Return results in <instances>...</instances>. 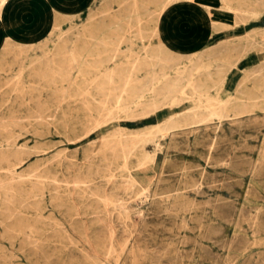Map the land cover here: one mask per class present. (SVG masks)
I'll return each instance as SVG.
<instances>
[{"label": "rangeland", "instance_id": "1", "mask_svg": "<svg viewBox=\"0 0 264 264\" xmlns=\"http://www.w3.org/2000/svg\"><path fill=\"white\" fill-rule=\"evenodd\" d=\"M156 2L9 0L0 13V264H264V0L177 1L159 17ZM70 52L82 62L69 67ZM132 63L142 103L116 102V77L102 90L89 80L94 65Z\"/></svg>", "mask_w": 264, "mask_h": 264}, {"label": "bare ground", "instance_id": "2", "mask_svg": "<svg viewBox=\"0 0 264 264\" xmlns=\"http://www.w3.org/2000/svg\"><path fill=\"white\" fill-rule=\"evenodd\" d=\"M180 2V3H189V2H191L192 0H157V2L155 3V6H156V9H154L153 11H158L157 12V17H159L160 16V14L161 13H163L165 10H166V7L168 6V5H170V4H174V3H176V2ZM221 3H223V4H225V0H219ZM262 1V0H261ZM9 2V0H0V13L2 12V10L4 9V7L7 5V3ZM126 2H128V1H126ZM125 2V3H126ZM134 2H135V0H134ZM260 2V1H259ZM134 5V4H133ZM142 5V4H141ZM201 5H202V7L203 8H205V10H207V12L210 14L211 13V10H212V7H215L214 6V4L211 2V3H209V2H205V3H201ZM119 6H121V5H119ZM145 6V5H144ZM259 7V6H258ZM145 8V7H144ZM252 8V7H251ZM143 9V8H142ZM253 10H254V8H252ZM262 9V8H261ZM264 9V8H263ZM52 10V9H51ZM89 10V9H88ZM135 10V9H134ZM136 11V10H135ZM105 13V12H104ZM136 13V12H135ZM152 13V12H151ZM150 13V14H151ZM107 14V13H106ZM110 14V13H109ZM108 14V15H109ZM100 15H102V14H100ZM130 15H131V13H130ZM239 15H241V14H239ZM137 17V16H136ZM242 17V16H241ZM131 19V18H130ZM136 19V18H135ZM86 20V19H85ZM119 20V19H118ZM129 20V19H128ZM140 19H139V17H138V21H139ZM91 21V20H90ZM102 21H104V20H102ZM116 21V20H115ZM136 21V20H135ZM100 22V21H99ZM142 22V21H141ZM99 24V23H98ZM211 24V23H210ZM126 25V24H125ZM137 25H138V23H137ZM93 26V25H92ZM74 28V27H73ZM85 28V27H84ZM122 28V27H121ZM129 28V27H128ZM78 29V28H77ZM130 29V28H129ZM78 31V30H77ZM113 31V30H112ZM134 31V30H133ZM153 31V30H152ZM80 33V32H79ZM115 33V32H114ZM142 33H143V31H142ZM144 34V33H143ZM65 35V34H64ZM66 35H68V34H66ZM90 35V34H89ZM98 35V34H97ZM137 35H138V31H137ZM71 36V35H70ZM76 36V35H75ZM78 36V35H77ZM123 36V35H122ZM122 36L120 35L118 38H117V40H116V42H115V45H117L119 42H120V40H121V38H122ZM149 36V35H148ZM61 37V36H60ZM91 37V36H90ZM116 37V36H115ZM52 38V37H51ZM82 38H85V37H83L82 36ZM100 38H102V37H100ZM129 38V37H128ZM161 38H162V36H161V33L160 32H158L157 33V39H156V42L158 43V48H161V42H162V40H161ZM237 38V37H236ZM53 39V38H52ZM61 39V38H60ZM63 39V38H62ZM86 39V38H85ZM123 39V38H122ZM130 39V38H129ZM147 39H149V38H147ZM45 40V39H44ZM58 40V39H57ZM93 39H91L90 41H92ZM126 40V39H125ZM46 41V40H45ZM67 41V40H66ZM94 41V40H93ZM92 41V42H93ZM108 41H109V39H108ZM248 42H249V40H247ZM251 41V40H250ZM31 42V41H30ZM64 42V41H63ZM75 42V41H74ZM95 42H97V41H95ZM122 42V41H121ZM223 42V41H222ZM252 42V41H251ZM104 43V42H103ZM254 43V42H253ZM252 43V44H253ZM261 43V42H260ZM64 44H65V42H64ZM83 44V43H82ZM142 44V43H141ZM221 44V43H220ZM227 44V43H226ZM234 43L232 42V44L231 45H233ZM238 44V43H237ZM236 44V45H237ZM246 44V43H245ZM250 44V43H249ZM256 44V43H255ZM263 44V43H262ZM73 45V44H72ZM104 45H106V44H104ZM130 45V44H129ZM218 45V44H217ZM228 45V44H227ZM74 46V45H73ZM96 46V45H95ZM111 46V45H110ZM109 46V47H110ZM131 46V45H130ZM221 46V45H220ZM223 46V45H222ZM240 47H241V45H239ZM261 46V45H260ZM109 47L107 48V49H109ZM151 47V46H150ZM224 47V46H223ZM228 47H230V44H229V46ZM252 47V46H251ZM63 48V47H62ZM66 48V47H65ZM127 48V47H126ZM156 48V47H155ZM237 48H239V47H237ZM242 48V47H241ZM260 48V47H259ZM258 48V49H259ZM68 49V48H67ZM93 49H95V48H93ZM66 50V49H65ZM97 50V49H96ZM99 50V49H98ZM112 50H113V52L109 55V57H108V60H110V61H115V56H116V47H114V48H112ZM221 50V49H220ZM225 50V49H224ZM240 50V49H239ZM250 50H251V48H250ZM118 51V50H117ZM218 51V50H217ZM245 51V50H244ZM47 52H49V51H47ZM110 52V51H109ZM124 52V51H123ZM147 52V54H146V56H149L150 57V55H151V53H149L148 51H146ZM50 53V52H49ZM133 53V52H132ZM135 54H137V52H135ZM46 55V54H45ZM102 55V54H101ZM106 55H107V53H106ZM62 56V55H61ZM60 56V57H61ZM66 56H68V55H65V57ZM187 56V55H186ZM209 56H211V55H209ZM226 56V55H225ZM27 57V56H26ZM56 57V56H55ZM59 57V58H60ZM137 57V56H136ZM154 57V56H153ZM162 57V56H161ZM212 57V56H211ZM42 58V57H41ZM44 58V57H43ZM62 58V57H61ZM69 58V59H68ZM66 57V59H68L67 61H69V67H71V66H73V65H78V64H80V62H82L81 60H78V58L76 57V54L75 53H73V52H70V55H69V57ZM146 58V57H145ZM144 58V59H145ZM148 58V57H147ZM146 58V59H147ZM156 58V57H155ZM181 58V57H180ZM179 58V59H180ZM17 59H18V57H17ZM51 59V58H50ZM56 59H57V57H56ZM84 59V58H83ZM97 59V58H96ZM134 59H136V58H134ZM145 59V61H142V60H138L137 59V61H139V64L140 65H142V64H147V63H152V61H147ZM150 59V58H149ZM166 59V58H165ZM15 60V59H14ZM41 60H43V59H41ZM44 60H46V59H44ZM52 60V59H51ZM201 60V59H200ZM236 60V59H235ZM25 61V60H24ZM29 61V60H28ZM99 61H100V59H99ZM131 61H134V60H131ZM136 61V60H135ZM233 61V60H232ZM41 62H43L42 64L43 65H45L44 64V61H41ZM97 62V61H96ZM109 62V61H108ZM126 62H128V61H126ZM248 62V61H247ZM23 63V62H22ZM49 63V62H48ZM51 64V63H50ZM61 64V63H60ZM260 64V63H259ZM264 64V63H263ZM21 65V64H20ZM42 65V66H43ZM52 65H53V62H52ZM59 65V64H58ZM65 65H67V64H65ZM67 65V66H68ZM99 65V64H98ZM116 65V64H115ZM139 65V66H140ZM191 65V64H190ZM217 65V64H216ZM31 66V65H30ZM29 66V67H30ZM63 65L61 64V67H62ZM66 66V67H67ZM95 67V71H94V73L92 74V76L90 77V82H94V81H96L97 79H100V80H97L98 82H97V85H96V87L99 89V90H102V89H104V85H105V83H111L112 84V82H114V77H116V79L118 80V81H120L119 83H120V86L119 87H117V88H119V94H116L117 95V98H116V102L118 101L119 102V99H120V97H123L122 95L124 94L125 96H127L128 98H131V100L134 102V103H137V104H139V103H142L141 102V100H140V98H142L143 97V95H142V92L145 90V89H142L143 88V86H144V84L142 85V86H138L137 84H136V82L137 81H140V79L138 80V78H137V75H136V70L137 69H139V66H138V64L136 65V63H132L131 65H129L130 66V68H128V70H125V69H119V67H117V66H112L111 68H109V67H106V68H98L96 65H94ZM126 66V65H125ZM146 65H144V67H145ZM261 66V65H260ZM18 67V66H17ZM28 67V68H29ZM48 67V66H47ZM65 67V66H64ZM68 67V68H69ZM74 67V66H73ZM102 67V66H101ZM143 67V68H144ZM162 67V66H161ZM191 67V66H190ZM231 67V66H230ZM45 68V67H44ZM51 68V67H50ZM56 68H57V66H56ZM127 68V67H126ZM141 68V67H140ZM256 68V67H255ZM260 68V67H259ZM59 69V68H58ZM61 69V68H60ZM59 69V71H61ZM69 69H71V68H69ZM68 69V70H69ZM92 69V68H91ZM191 69V68H190ZM218 69V68H217ZM254 69V68H253ZM261 69V68H260ZM44 70V69H43ZM51 70V69H50ZM53 70V69H52ZM68 70L67 69H63L61 72H63V79H65L67 76H69V73H68ZM77 70L79 71V68L77 67ZM84 70V69H83ZM147 70V69H146ZM220 70V69H219ZM263 70V69H262ZM190 71V70H189ZM261 71V70H260ZM33 72V71H32ZM147 72V71H146ZM192 72V71H191ZM12 73V72H11ZM47 73V72H46ZM49 73H50V71H49ZM58 73V72H57ZM187 73V72H186ZM250 73V72H249ZM263 73V72H262ZM13 74V73H12ZM51 74H52V72H51ZM68 74V75H67ZM161 74V73H160ZM202 74V73H201ZM251 74V73H250ZM208 75V74H207ZM260 75H261V73H260ZM12 76V75H11ZM36 76V75H35ZM189 76H190V73H189ZM14 77V76H13ZM141 77V76H140ZM142 77H144V75L142 76ZM250 77V76H249ZM253 77V76H252ZM58 78V77H57ZM83 78V77H82ZM151 79H154V77L152 76V77H150ZM157 78V77H156ZM163 78H166V77H163ZM178 78L179 77H177V78H175V80H172V81H170V82H168L167 83V85H166V87H167V89H168V91L170 92V91H173V90H175V88L178 86ZM243 78V77H242ZM10 79V78H9ZM9 79H7V80H9ZM23 79V78H22ZM38 79V78H37ZM40 79V78H39ZM51 79V78H50ZM69 79V78H68ZM141 79H144V78H141ZM158 79V78H157ZM14 80V79H13ZM15 80H16V78H15ZM14 80V81H15ZM17 81V80H16ZM15 81V82H16ZM51 81V80H50ZM152 81V80H151ZM4 82H5V80H4ZM145 82V81H144ZM6 83H8V82H6ZM12 83V82H11ZM138 83V82H137ZM215 83V82H214ZM55 84V86H56V83H54ZM62 84V83H61ZM154 82H151V84H149L150 86H148V88L147 89H151V90H154L155 88H154ZM190 84H192V83H190ZM14 85V84H13ZM29 85H31V84H29ZM141 85V84H140ZM193 85V84H192ZM54 86V87H55ZM71 86V85H70ZM93 86H95V85H93ZM163 86H164V84H163ZM190 86V85H189ZM196 86V85H195ZM252 86V85H251ZM19 87V86H18ZM22 86L20 85V88H21ZM63 86H61V88H62ZM193 87H194V85H193ZM192 86H191V88H193ZM115 88V87H114ZM181 88V87H180ZM41 89V88H40ZM55 89V88H54ZM92 89H94V87L92 88ZM159 89V88H158ZM182 89V88H181ZM195 89H197V88H195ZM14 90V89H13ZM52 90V89H51ZM118 90V89H117ZM180 90V89H179ZM26 91V90H25ZM53 91V90H52ZM56 91V90H55ZM58 91H59V88H58ZM57 91V92H58ZM81 91L82 92H85V94H89V87H87V85L86 86H84L83 88H81ZM160 91H161V89H160ZM160 91H158V93L160 92ZM167 91V90H166ZM193 91V90H192ZM263 91V90H262ZM24 92V91H23ZM45 92V91H44ZM62 92V91H61ZM60 92V93H61ZM115 92V91H114ZM15 93V92H14ZM19 93V92H18ZM17 93V94H18ZM26 93V92H25ZM161 93V92H160ZM24 94V93H23ZM27 94V93H26ZM62 94V93H61ZM78 94V93H77ZM79 94H80V92H79ZM109 94V93H108ZM153 94V97L149 100L148 99V101L146 102V104H145V106H147V105H154L155 104V98H156V95L155 94H157L155 91H154V93H152ZM63 95V94H62ZM66 95H68V94H66ZM160 95H162V94H160ZM261 95V94H260ZM20 96V95H19ZM27 96V95H26ZM108 96V95H107ZM59 97H61V96H59ZM19 99V98H18ZM197 99H198V97H197ZM93 100V99H92ZM121 100V99H120ZM126 100V99H125ZM233 100V99H232ZM36 102H37V100H35ZM122 101V100H121ZM120 101V102H121ZM175 101V100H174ZM242 101V100H241ZM120 102H119V104H120ZM79 103H81V104H83L82 102H79ZM122 103V102H121ZM213 103V102H212ZM247 103V102H246ZM130 105V104H129ZM203 105V104H202ZM220 105V104H219ZM246 105V104H245ZM38 106V105H37ZM103 106V105H102ZM115 106V105H114ZM116 106H118V105H116ZM243 106V105H242ZM104 107V106H103ZM103 107H102V109H103ZM108 107V106H107ZM135 107H136V105H135ZM149 107V106H148ZM151 107V106H150ZM39 108V107H38ZM54 108V107H53ZM84 108V107H83ZM124 107H122L121 109H123ZM141 108V107H140ZM145 109L147 108V107H144ZM196 108V107H195ZM198 109H199V107H197ZM115 109H117V107L115 108ZM154 109V108H153ZM86 110V109H85ZM118 110V109H117ZM125 110V109H124ZM123 110V111H124ZM147 110V109H146ZM195 110V109H194ZM197 110V109H196ZM33 111V110H32ZM100 111H101V109H100ZM128 111V110H127ZM152 111V110H151ZM240 111V110H239ZM247 111V110H246ZM34 112V111H33ZM107 112H109V111H107ZM113 112H115V110L113 111ZM126 112V111H125ZM219 112H220V110H219ZM110 113H112V112H110ZM116 113H117V111H116ZM124 113V112H123ZM130 113V112H129ZM139 113V112H138ZM138 113H137V115H138ZM222 114V113H221ZM226 114V113H225ZM77 115V114H76ZM113 115V114H112ZM132 115H134V117H135V113L134 114H132ZM136 115V116H137ZM100 116V115H99ZM118 116V115H117ZM222 116V115H221ZM31 117V116H30ZM59 117H61V116H59ZM64 117V116H63ZM129 117V116H128ZM131 117V116H130ZM133 117V116H132ZM92 118V117H91ZM100 118H102V116L100 117ZM107 118H109V117H106V118H104V119H107ZM127 118V117H126ZM195 118V117H194ZM194 118H193V120H194ZM112 119V118H111ZM131 119V118H130ZM216 119V118H215ZM37 121V120H36ZM39 121H41V120H39ZM64 121V120H63ZM97 121V120H96ZM100 121V120H99ZM105 121V120H104ZM196 121V120H195ZM103 122V121H102ZM102 122H100V123H102ZM12 123V122H11ZM157 123V122H156ZM191 123H194L193 121L191 122ZM237 123H239V122H237ZM95 124V123H94ZM99 124V123H98ZM219 124V123H218ZM17 125V124H16ZM63 125V124H62ZM97 125V124H96ZM96 125H93L94 127H96ZM263 125V124H262ZM21 126V125H20ZM65 126V125H64ZM3 128H4V126H2ZM53 127V126H52ZM218 127V126H217ZM235 127V126H234ZM19 128V127H18ZM66 128V127H65ZM5 129H7V128H5ZM11 129V128H10ZM120 129V128H119ZM118 129V130H119ZM122 129V128H121ZM204 129V128H203ZM19 130V129H18ZM162 129H161V126H158V125H156L155 126V129H149V130H147L146 132H144L143 133V137H139V136H135V137H131L130 139H127V138H123V137H120V138H117V140L115 141L116 143H115V145H114V147H113V151H112V154L113 155H115L116 157L117 156H121V157H123V159H124V157L126 156V154L128 153L129 154V150H132L131 149V146H134L133 144H134V142L137 140H139V141H141V142H143V141H147V140H152V138L154 137V135H155V132L156 131H158V132H160ZM164 130V129H163ZM264 130V129H263ZM27 131V130H26ZM25 131V132H26ZM62 131H63V129H62ZM124 131V130H123ZM165 131V130H164ZM42 132V131H41ZM64 132V131H63ZM86 132V131H85ZM113 132V131H112ZM116 132L118 133V131L116 130ZM259 132V131H258ZM28 133V132H27ZM65 133H67L66 131H65ZM87 133V132H86ZM16 134H18V133H16ZM114 134V133H113ZM120 134V133H119ZM122 134V133H121ZM124 134H126V133H124ZM263 134V133H262ZM38 135V134H37ZM193 135V134H192ZM191 135V136H192ZM15 136V135H14ZM131 136V135H130ZM113 137V136H112ZM115 138V137H114ZM155 138V137H154ZM11 139H13V138H11ZM202 140V139H201ZM200 140V141H201ZM10 141V140H9ZM208 141V140H207ZM213 141V140H212ZM34 142V141H33ZM185 142V141H184ZM150 143V142H149ZM100 144H101V142H100ZM103 145V144H102ZM7 146V145H6ZM152 146V145H151ZM92 147V146H91ZM105 147V146H104ZM135 147V146H134ZM7 148V147H6ZM21 148V147H20ZM179 148V147H178ZM11 149V148H10ZM152 149L154 150V148L152 147ZM1 150V149H0ZM100 150V149H99ZM98 150V151H99ZM135 150V149H134ZM159 150V149H158ZM259 150H260V148H259ZM97 152V151H96ZM131 152V151H130ZM226 152V151H225ZM144 155H147L148 156V154H149V151L148 152H146V151H143L142 152ZM163 154V153H162ZM56 155V154H55ZM62 155V154H61ZM94 155V154H93ZM59 156V155H58ZM56 157H57V155H56ZM113 157V156H112ZM128 157V156H127ZM228 157V156H227ZM7 158V155L6 154H4L3 152H1L0 153V159H6ZM59 158V157H58ZM63 158H65V156L63 157ZM150 158V157H149ZM60 159V158H59ZM68 159V158H67ZM145 159H147L146 157L144 158V160ZM222 159V158H221ZM230 159V158H229ZM257 159V158H256ZM51 160V159H50ZM105 160H106V158H105ZM137 160V159H136ZM151 160H152V158H151ZM148 161V160H147ZM211 161V160H210ZM229 161V160H228ZM7 162V161H6ZM19 162V161H18ZM22 162V161H21ZM145 162V161H144ZM149 162V161H148ZM8 164H9V162H7ZM25 163V162H24ZM106 163V162H105ZM123 163V162H122ZM258 163V162H257ZM111 164V163H110ZM144 163L142 162V164H141V166L143 165ZM259 164V163H258ZM125 165V164H124ZM123 165V166H124ZM262 165V164H261ZM260 165V166H261ZM15 166V165H14ZM123 166H121V167H123ZM257 166H259V165H257ZM125 168V167H124ZM240 168V167H239ZM119 169V168H118ZM15 170V169H14ZM107 170V169H106ZM10 171V170H9ZM251 171V170H250ZM6 172H8V171H6ZM103 173V172H102ZM129 173V172H128ZM180 173V172H179ZM254 173V172H253ZM32 174V173H31ZM10 175V174H9ZM179 175V174H178ZM6 176V175H5ZM37 176V175H36ZM97 176H99V175H97ZM189 176V175H188ZM29 177V176H28ZM100 177V176H99ZM131 177V176H130ZM10 178H12V176L10 177ZM9 178V179H10ZM21 178V177H20ZM47 178V177H46ZM191 178V177H190ZM113 179V178H112ZM192 179V178H191ZM15 180V179H14ZM17 180H19V179H17ZM106 180V179H105ZM132 180V179H131ZM129 181V179H125L124 181L126 182V184L128 185V184H131L130 182H132V181ZM190 180V179H189ZM12 181L13 180H11V181H9V182H11L10 184H12ZM121 181V180H120ZM153 181V180H152ZM193 181V180H192ZM15 182V181H14ZM33 182V181H32ZM36 183H38L37 181H35ZM51 182L52 183H54V180H51ZM108 182H110V181H108ZM107 182V183H108ZM156 182L158 183V181L156 180ZM187 182V181H186ZM201 182V181H200ZM7 183V182H6ZM34 183V182H33ZM106 183V184H107ZM156 183V184H157ZM192 183H194V181L192 182ZM205 183V182H204ZM3 185L5 184V182L4 183H2ZM41 185H43L42 183H40ZM184 184V183H183ZM187 184V183H186ZM56 185V184H55ZM154 186V185H153ZM10 187V186H9ZM55 187V186H54ZM77 187V186H76ZM108 187V186H107ZM183 187V186H182ZM187 187V186H186ZM189 187V186H188ZM132 188V187H131ZM195 188V187H194ZM193 188V189H194ZM191 189V188H190ZM255 189V188H254ZM43 190V189H42ZM172 190H174V189H172ZM182 190H183V188H182ZM195 190V189H194ZM6 192H7V194H8V191H10V190H5ZM32 191V190H31ZM105 191V190H104ZM103 191V192H104ZM123 191V190H122ZM246 191H247V189H246ZM253 191V190H252ZM47 192V191H46ZM111 192H113V191H111ZM168 192V191H167ZM32 193V192H31ZM199 193H200V191H199ZM6 194V193H5ZM105 194V193H104ZM118 194V193H117ZM136 193H134V195H135ZM192 194V193H191ZM201 195V194H200ZM205 195V194H204ZM43 196V195H42ZM104 197H105V195H104ZM171 197V196H170ZM176 197V196H175ZM178 197V196H177ZM245 197V196H244ZM107 198V197H106ZM153 198V197H152ZM173 198V197H172ZM209 198V197H208ZM10 199V198H9ZM8 199V200H9ZM210 199V198H209ZM208 199V200H209ZM218 199V198H217ZM1 200H2V198H1ZM6 201L5 200V202H7L8 204L10 203L9 201ZM13 199H11V201H12ZM99 200H101V199H99ZM142 200V199H141ZM162 200V199H161ZM166 200V199H165ZM180 200V199H179ZM191 200V199H190ZM195 200V199H194ZM2 201H4V200H2ZM105 201V200H104ZM187 201V200H186ZM102 202V201H101ZM178 202V201H177ZM194 202V201H193ZM221 202V201H220ZM123 203V202H122ZM167 203V202H166ZM12 204V203H11ZM105 204H108V201H107V203H106V201H105ZM168 204V203H167ZM166 204V205H167ZM189 204V203H188ZM192 204V203H191ZM10 205V204H9ZM13 205V204H12ZM23 205V204H22ZM60 205V204H59ZM101 205H102V203H101ZM136 205V204H135ZM215 205V204H214ZM217 205V204H216ZM114 206V205H113ZM119 206H120V204H119ZM170 206H172V205H170ZM176 205H174V207H175ZM186 206V205H185ZM208 206V205H207ZM210 206V205H209ZM208 206V207H209ZM112 207V206H111ZM124 207V206H123ZM123 207H121L122 209H123ZM179 207V206H178ZM182 207V206H181ZM187 207V206H186ZM211 207V206H210ZM8 208V207H7ZM107 208V207H106ZM120 208V207H119ZM180 208V207H179ZM188 208V207H187ZM186 208V209H187ZM196 208V207H195ZM206 208V207H205ZM257 208V207H256ZM260 208V207H259ZM15 209V208H14ZM125 209V208H124ZM191 209V208H190ZM105 210H107V209H105ZM167 210V209H166ZM221 210V209H220ZM257 210H258V208H257ZM77 211H78V209H77ZM124 211V210H123ZM162 211V210H161ZM165 211V210H164ZM8 213V212H7ZM14 213H16V212H14ZM117 213H118V211H117ZM145 213V212H144ZM18 214V213H17ZM120 213H118V215H119ZM137 214V213H136ZM141 214V213H140ZM174 215L176 214V213H173ZM209 214V213H208ZM220 214V213H219ZM241 214V213H240ZM239 214V215H240ZM108 215V214H107ZM222 215V214H221ZM256 215V214H255ZM85 216V215H84ZM120 216V215H119ZM124 216H125V212H124ZM79 217V216H78ZM134 217V216H133ZM178 217V216H177ZM80 218V217H79ZM110 218H111V216H110ZM123 218V217H122ZM140 218V217H139ZM237 218V217H236ZM239 218V217H238ZM257 218V217H256ZM256 218H255V220H256ZM99 219V218H98ZM143 219V218H142ZM209 219V218H208ZM252 219V218H251ZM259 219V218H258ZM86 220V219H85ZM126 220V219H125ZM139 220H141V219H139ZM231 220H232V218H231ZM143 221V220H142ZM67 222V221H66ZM84 222V221H83ZM137 222V221H136ZM187 222V221H186ZM238 222V221H237ZM242 222V221H241ZM249 222V221H248ZM7 223V222H6ZM254 223V222H253ZM259 223V222H258ZM69 224V223H68ZM102 224V223H101ZM108 224V223H107ZM110 224V223H109ZM112 224V223H111ZM132 224V223H131ZM140 224V223H139ZM1 226V225H0ZM70 226V225H69ZM83 226H84V224H83ZM27 227V226H26ZM87 227V226H86ZM109 227V226H108ZM112 227V226H111ZM255 227V226H254ZM253 227V228H254ZM7 228V227H6ZM72 228V227H71ZM219 228V227H218ZM217 228V229H218ZM28 229H29V227H28ZM187 229V228H186ZM199 229V228H198ZM220 229H222L221 228V226H220ZM255 229V228H254ZM30 230V229H29ZM65 230V229H64ZM106 230V229H105ZM7 231V230H6ZM72 231H74L73 229H72ZM108 231V230H107ZM138 231V230H137ZM136 231V232H137ZM251 231V230H250ZM110 236H109V238H108V245H109V247H108V249L112 246V244H113V242H114V240H115V238H116V232H115V230L112 228L110 231ZM219 232V231H218ZM218 232H217V235H218ZM257 232V231H256ZM262 232V231H261ZM223 233V232H222ZM45 234V233H44ZM216 234V233H215ZM31 235V234H30ZM77 235V234H76ZM238 235V234H237ZM80 236V235H79ZM83 236V235H82ZM244 236V235H243ZM178 237V236H177ZM30 238V237H29ZM85 238V237H84ZM171 238V237H170ZM169 238V239H170ZM172 239V238H171ZM178 239V238H177ZM25 240H27V242H28V239L26 238ZM223 240V239H222ZM33 241H36V240H33ZM39 242H41V241H39ZM86 242V241H85ZM180 242H181V240H180ZM227 242V241H226ZM247 242V241H246ZM29 243V242H28ZM91 243V242H90ZM222 243V242H221ZM8 244V243H7ZM35 244V243H34ZM86 244V243H85ZM37 245V244H36ZM6 247V246H5ZM31 247V246H30ZM30 247H29V249H30ZM128 247V246H127ZM33 247H31V249H32ZM86 248V247H85ZM119 248H121V247H119ZM114 249V248H113ZM128 249V248H127ZM126 249V250H127ZM85 250V249H84ZM91 250H93V247H92V249ZM90 250V251H91ZM53 251V250H52ZM80 251V250H79ZM94 251V250H93ZM112 251V250H111ZM11 252V251H10ZM95 252V251H94ZM110 252V251H109ZM112 252H114V251H112ZM123 252V251H122ZM107 253V252H106ZM139 253V252H138ZM98 254V253H97ZM94 255V254H93ZM107 255V254H106ZM91 256V255H90ZM95 256V255H94ZM99 257H100V255H99ZM102 257V256H101ZM1 258V257H0ZM119 259V258H118ZM1 260H2V258H1ZM105 260V259H104ZM261 260V259H260ZM97 261V260H96ZM100 261V260H99ZM99 261H97V262H99ZM101 262H103V261H101ZM223 262V261H222ZM100 263V262H99ZM115 264V263H114ZM119 264V263H118ZM140 264V263H139Z\"/></svg>", "mask_w": 264, "mask_h": 264}]
</instances>
